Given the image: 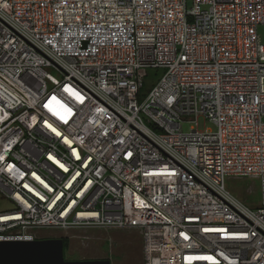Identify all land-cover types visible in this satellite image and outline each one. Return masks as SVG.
I'll use <instances>...</instances> for the list:
<instances>
[{
	"label": "built area",
	"instance_id": "2783aa9c",
	"mask_svg": "<svg viewBox=\"0 0 264 264\" xmlns=\"http://www.w3.org/2000/svg\"><path fill=\"white\" fill-rule=\"evenodd\" d=\"M189 1L0 0V241L132 229L141 264H264V0ZM247 176L256 208L225 186Z\"/></svg>",
	"mask_w": 264,
	"mask_h": 264
},
{
	"label": "rangeland",
	"instance_id": "374dc122",
	"mask_svg": "<svg viewBox=\"0 0 264 264\" xmlns=\"http://www.w3.org/2000/svg\"><path fill=\"white\" fill-rule=\"evenodd\" d=\"M188 6L190 1L188 0ZM262 28L258 27V32L262 35ZM163 69L158 71L149 69L151 75L159 76ZM51 77L59 79L55 71L51 72ZM196 125L193 123H183L182 129L187 132L190 129L203 131L205 129L214 130L215 126L204 119L198 117ZM226 188L237 195L249 207L256 208L261 201L259 180L251 177H227L225 179ZM60 230H44L43 234L50 237H61L66 235L69 239L67 249L64 251L66 259H109L111 264H141V240L137 231L132 229L113 228H85L75 229L67 233H58Z\"/></svg>",
	"mask_w": 264,
	"mask_h": 264
},
{
	"label": "water",
	"instance_id": "95a60500",
	"mask_svg": "<svg viewBox=\"0 0 264 264\" xmlns=\"http://www.w3.org/2000/svg\"><path fill=\"white\" fill-rule=\"evenodd\" d=\"M62 237L0 241V264H111L109 259H66Z\"/></svg>",
	"mask_w": 264,
	"mask_h": 264
},
{
	"label": "snow or ice",
	"instance_id": "6c2138e0",
	"mask_svg": "<svg viewBox=\"0 0 264 264\" xmlns=\"http://www.w3.org/2000/svg\"><path fill=\"white\" fill-rule=\"evenodd\" d=\"M77 96H78V94H76ZM46 107H48V105H46ZM66 111L70 114L71 113V109H66ZM61 119H65V117L64 116H61L60 117ZM53 131H55V129H53ZM57 134H59V133H57ZM51 158V157H50ZM61 167H63L62 165H61ZM205 231H209L208 229H205ZM203 259H206V260H210V261H212L213 260V258L212 257H204ZM213 264H218V262H213Z\"/></svg>",
	"mask_w": 264,
	"mask_h": 264
},
{
	"label": "trees",
	"instance_id": "16d2710c",
	"mask_svg": "<svg viewBox=\"0 0 264 264\" xmlns=\"http://www.w3.org/2000/svg\"><path fill=\"white\" fill-rule=\"evenodd\" d=\"M146 85H147V83L144 84V88L147 87ZM62 238H63V247H64L63 249L65 251L67 249V246H68V243H69V239H68L67 236H62Z\"/></svg>",
	"mask_w": 264,
	"mask_h": 264
},
{
	"label": "bare ground",
	"instance_id": "6f19581e",
	"mask_svg": "<svg viewBox=\"0 0 264 264\" xmlns=\"http://www.w3.org/2000/svg\"><path fill=\"white\" fill-rule=\"evenodd\" d=\"M48 105H50L51 108L56 109L55 106H60L61 104H60V102H58L57 100L54 99V100H50L48 102Z\"/></svg>",
	"mask_w": 264,
	"mask_h": 264
}]
</instances>
